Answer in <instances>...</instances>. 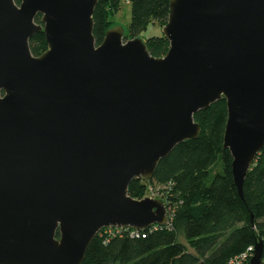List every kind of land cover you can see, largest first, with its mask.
<instances>
[{"label": "water", "instance_id": "1", "mask_svg": "<svg viewBox=\"0 0 264 264\" xmlns=\"http://www.w3.org/2000/svg\"><path fill=\"white\" fill-rule=\"evenodd\" d=\"M97 2L0 0V264H81L103 228L168 224L129 185L197 139L195 113L219 99L241 197L264 147V0H170L159 57L116 24L97 44Z\"/></svg>", "mask_w": 264, "mask_h": 264}, {"label": "trees", "instance_id": "2", "mask_svg": "<svg viewBox=\"0 0 264 264\" xmlns=\"http://www.w3.org/2000/svg\"><path fill=\"white\" fill-rule=\"evenodd\" d=\"M17 3L20 0H15ZM131 22L126 39L141 36L150 24L166 25L170 0H128ZM122 0H98L94 36L97 44L115 24ZM40 21V15L36 22ZM151 55L163 56L169 41L163 35L144 38ZM48 48L43 32L30 40L33 55ZM225 99L195 113L201 132L197 139L178 144L161 159L149 180L135 178L128 192L134 198L157 191L168 208L169 222L132 235L133 228H103L92 239L81 264H228L258 241L264 263V147L243 183V197L234 183L232 155L223 147L227 122ZM220 167L217 171L214 169ZM212 175V176H211ZM144 234V236L142 235ZM253 252L242 264H249Z\"/></svg>", "mask_w": 264, "mask_h": 264}, {"label": "rangeland", "instance_id": "3", "mask_svg": "<svg viewBox=\"0 0 264 264\" xmlns=\"http://www.w3.org/2000/svg\"><path fill=\"white\" fill-rule=\"evenodd\" d=\"M112 19L116 25L122 26L125 29V32L128 31V27L131 22V5L128 0H122L121 8L116 14H114ZM161 33L162 28H160L158 24H150L147 30H145L140 37L144 39L150 35H158ZM219 168L220 167L217 165L214 171H217Z\"/></svg>", "mask_w": 264, "mask_h": 264}, {"label": "built area", "instance_id": "4", "mask_svg": "<svg viewBox=\"0 0 264 264\" xmlns=\"http://www.w3.org/2000/svg\"><path fill=\"white\" fill-rule=\"evenodd\" d=\"M156 195H157V191L154 190L153 188H150V192H149L148 196L156 198ZM107 228H109V227H107ZM139 231L140 230L133 229L131 231L132 232L131 234L139 236V234H140ZM142 235L144 236V234H142ZM253 251H254V248L252 246L248 247L246 252H244L243 254H241L238 257L230 259L228 264H242L244 262V260L248 257V254L253 252Z\"/></svg>", "mask_w": 264, "mask_h": 264}]
</instances>
